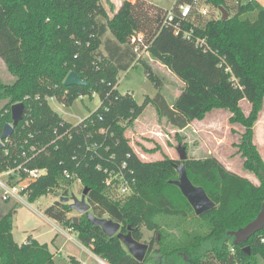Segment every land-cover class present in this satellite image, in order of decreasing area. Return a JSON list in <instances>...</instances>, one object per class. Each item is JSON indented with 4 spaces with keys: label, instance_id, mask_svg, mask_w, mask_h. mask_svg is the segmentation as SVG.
I'll list each match as a JSON object with an SVG mask.
<instances>
[{
    "label": "trees",
    "instance_id": "16d2710c",
    "mask_svg": "<svg viewBox=\"0 0 264 264\" xmlns=\"http://www.w3.org/2000/svg\"><path fill=\"white\" fill-rule=\"evenodd\" d=\"M182 2L175 0L173 8ZM205 2L218 11L224 8L229 17L222 20L219 12L218 18L198 22L200 17H196L193 23H182L184 31L192 30L194 38L205 40L209 52L203 54L192 41L163 28L167 11L148 0L124 1L116 11L107 2L111 17L101 0H0V59L14 78L11 84L0 80V101L6 102L0 109V135L4 125L11 123L10 107L20 102L25 106L24 119L0 149V173L15 166L19 148L36 146L38 154L25 168L45 170V174L21 191L29 203L53 190L70 197L69 184L77 180L88 189L91 214L98 218L108 215L121 224L122 232L129 227L136 241L143 225L159 233L172 264H264V229L238 246L228 235L253 221L264 205V161L253 141L264 104V7L257 0L242 5L233 0ZM247 14L254 16L245 18ZM107 33L111 39L105 38ZM134 33L147 36L151 55L185 84L171 108L160 93L138 105L131 95L116 89L118 71L126 72L137 62L128 43ZM220 58L242 90L232 85L229 74L218 69ZM145 71L159 88V80L148 68ZM70 72L88 86L65 87L63 81ZM93 93L100 106L76 125L64 122L46 100L54 97L71 105L80 96ZM240 100L250 106L247 115L238 105ZM148 104L177 130L203 120L213 107L228 111V123L244 130L233 144L243 160L242 169L253 175L258 185L227 170L214 157L187 158L184 166L189 181L214 203L213 209L196 216L179 189L169 183L177 179L173 165L181 162L168 158L143 162L124 136ZM70 127L71 139L59 138ZM262 149L264 152V144ZM154 151L144 150L149 154ZM64 171L73 175L70 180L64 179ZM111 171L134 179L130 194L123 199L114 200L107 193L105 179ZM24 177L20 174V179ZM71 212L69 203L58 199L44 215L73 231L82 246L107 264H140L116 237H107L85 215L78 216L75 225L68 217ZM15 213L16 208L0 216V264H54L46 244L32 239L20 246L14 242ZM188 218L193 232L184 239L159 231L161 226L186 231ZM246 247L250 254L243 250ZM70 263L78 262L71 259Z\"/></svg>",
    "mask_w": 264,
    "mask_h": 264
},
{
    "label": "rangeland",
    "instance_id": "374dc122",
    "mask_svg": "<svg viewBox=\"0 0 264 264\" xmlns=\"http://www.w3.org/2000/svg\"><path fill=\"white\" fill-rule=\"evenodd\" d=\"M124 1L135 3L137 0H101V3L111 17L112 13L109 11L107 2H110L116 11ZM148 1L166 11H170L175 3V0ZM204 2L205 0H198V3L201 5ZM219 15V11L209 5L208 15L200 17L198 22L207 21L210 17L218 18ZM252 16H254V14H247L245 18H250ZM107 36L111 37L109 33ZM146 38L148 37L146 36ZM139 55L140 56L136 58L137 62H135L134 66L129 70L126 72L118 71L116 83L118 91L122 94L131 93L138 105H142L146 97L152 98L155 97L157 93H160L165 100L173 106L183 90H185V84L175 73L171 72L151 55L150 46L146 51L140 52ZM146 68L149 69L153 77L159 80V88H156L154 82L147 77ZM0 80L5 84H11L14 81V78L7 72L1 59ZM4 104L5 101H0V109ZM99 105L100 99L98 96L94 95L92 98H89V96L77 98L71 105H64L55 101L51 104V108L59 117L74 125L88 117L90 113L96 111ZM238 105L244 113L250 108L245 100H240ZM228 116V111L220 107H213L206 113L203 120H194L190 122L192 124L191 129L188 132L184 131L181 133L178 132L177 129H173V126L169 124L166 118L159 117L152 104H148L145 106L142 115L138 118L136 127L131 126L127 129L125 131V136L133 147L132 149L135 154L143 162H155L164 158L179 161L176 149L179 145L183 144H185L186 147L187 158L192 159L190 154L193 148L203 146V149L200 147V150L203 152L201 155L197 156L199 159L214 157L217 160H230L233 166V173L247 178L253 184L258 185V181L253 175L243 171V160L237 156L236 148L233 146V144H237L239 141L236 133H242L244 130L238 125H230L228 123ZM260 121L262 122L260 126H258L255 139L256 143L254 142V144L264 161V152L262 149V144H264V112L261 115ZM235 127L237 128L236 130H234ZM175 134L181 139L182 144L178 143ZM186 139L189 140L188 143H186ZM144 150L155 151L149 154L144 152ZM143 154L154 155V157L149 158L151 161H147L148 158L145 159L146 156L144 157ZM0 179L4 181L5 177ZM69 188L72 194L77 199H80L83 191L80 182L77 180L71 181ZM57 193L60 194V190H58V192L53 190L37 201L29 203L26 196L22 195L20 192H17L18 197L9 198L7 201H4L2 198L3 193L0 191V216L16 208L13 219V232L16 241L21 244L25 243V238L29 236L34 237L35 235H43L38 238V241L47 242L50 245V252L53 255L54 264H71L68 260V255L72 256L76 261H82L86 264H97L94 257H89L87 251L81 250L74 242L69 241L59 233L60 231L58 229L63 230V226L60 223H49L43 219L42 216L44 215L45 209L59 199V197H56ZM107 193L114 200L118 197V195L116 196V191L112 188L107 189ZM78 216L79 215L74 210L68 215L69 218ZM70 232L72 233V237L77 240L73 231ZM54 236H56V240L54 244L51 245L50 238Z\"/></svg>",
    "mask_w": 264,
    "mask_h": 264
},
{
    "label": "built area",
    "instance_id": "2783aa9c",
    "mask_svg": "<svg viewBox=\"0 0 264 264\" xmlns=\"http://www.w3.org/2000/svg\"><path fill=\"white\" fill-rule=\"evenodd\" d=\"M251 1L252 0H233L234 3H237L239 5L249 3ZM208 13H209V5L206 2L202 3L201 5L198 3V0H191V2H188L187 0H183V2L176 5L175 8L172 7L170 11L166 12V15L164 16L161 26L163 28L170 29L175 36L181 35L184 40L192 41L194 43L195 48L200 50L203 54H205L209 52V48L205 40L200 38H194L192 30L184 31L181 26L183 22L193 23L196 17H205L208 15ZM128 43L132 51L136 54V58L140 56L139 55L140 52L146 51L150 46V42L146 40L145 36L142 33L132 34L128 39ZM217 67L218 69H221L224 74H229L230 76L232 75L230 68L226 65L225 60L223 58H220ZM230 81L235 88L242 90V87L238 85L237 81L232 76L230 77ZM126 94L132 96L131 93H126ZM94 95L96 94L95 93L91 94L89 98H92ZM79 98H83V96H80ZM46 100L50 107L51 104L55 101L64 104L63 102L57 101L54 97L46 98ZM23 119H24V115L22 120ZM27 123L28 121H25L26 125ZM71 133H72V128L71 127L66 128L59 138L65 137L67 139H71L72 137ZM101 133H103V131ZM1 144L3 147L4 146L3 141L1 142ZM9 145H13V144L9 143ZM14 147H16V144H14ZM37 154H38V148L36 146H31L26 149L19 148L16 151V156H15L16 158L13 161V165L15 166L11 168H7L5 171L0 173V178L5 177L4 181L0 179V191H2L3 193L2 198L4 201L8 200L9 198L18 197L17 192L21 193V191L23 189H26L29 184L35 182L37 179H39L41 176L45 174V170H38V169L28 170L25 168V164ZM5 155H8L7 150L5 151ZM18 160H21V162L18 163ZM122 168H125V165H122ZM97 169L100 170L99 167ZM20 174H25V177L20 179ZM72 176L73 175H71L68 171L63 172V177L65 180H70ZM10 177H14V179L11 181ZM11 182H13L14 185H11ZM133 184H134V179H126L120 172L116 173L111 171L108 173L105 179L106 188L107 189L112 188L113 190L116 191V196L118 195L116 200H119L120 198H124L125 196L129 195L131 192V186ZM263 241L264 240H262V242ZM94 259L97 262V264L106 263L103 260L99 259L98 257H94ZM77 264H86V263L78 262Z\"/></svg>",
    "mask_w": 264,
    "mask_h": 264
},
{
    "label": "water",
    "instance_id": "95a60500",
    "mask_svg": "<svg viewBox=\"0 0 264 264\" xmlns=\"http://www.w3.org/2000/svg\"><path fill=\"white\" fill-rule=\"evenodd\" d=\"M221 13V19L227 20L229 15L224 8H219ZM65 87L69 86H84L87 87L88 83L82 80L75 72H70L63 81ZM25 111V106L22 102L13 104L10 107L11 123L4 125L0 135V149L2 148L1 142L9 138L15 127L21 122ZM178 159L181 162L179 165L174 164V168L177 172V179L170 181L169 183L179 189L183 197L191 206L195 215L200 216L205 212L214 208V203L206 196L204 190L200 187H195L189 181L184 162L187 160V153L184 146L179 145L176 149ZM88 189L83 188L80 199H77L74 195L70 197H61L59 193L56 197H59L62 203H69V206L78 215H85L88 222L93 226L99 227L101 231L109 238L116 237L122 245L127 249L128 253L137 261L141 262L146 252V246L135 241L130 233L126 235L119 233L120 225L110 219H100L90 213V205L86 202ZM75 225L78 224V217H73ZM264 229V205L255 219L248 223L245 227L238 229L234 232H229L228 235L233 238V244L238 246L247 242L255 233ZM250 254V248L243 249Z\"/></svg>",
    "mask_w": 264,
    "mask_h": 264
},
{
    "label": "flooded vegetation",
    "instance_id": "af4514ba",
    "mask_svg": "<svg viewBox=\"0 0 264 264\" xmlns=\"http://www.w3.org/2000/svg\"><path fill=\"white\" fill-rule=\"evenodd\" d=\"M90 213H91V208H90ZM79 216H81V215H79ZM100 219H110V218L108 215H102L100 217ZM119 225H120L119 233H122L124 235H126L127 233H130L131 237H132V229H130L128 227L126 232H122L121 231V224H119ZM184 226H186V228L188 230H186V231L181 230V233H179V230L176 229L175 227L174 228L171 227V229H168L164 226H161L159 228V231H162V229H163V231L164 230L166 231V234L168 236H173L175 239H178L180 237H181L180 239H184L185 235L189 236L193 232V223H192L191 218H188L186 220V222L184 223ZM160 241H161V238H160L159 233H156L154 230H148L147 227L144 225L140 228V239L137 242L146 246V252H145V255L143 257V260L141 262H139L140 264H172L169 262L168 258L165 255V253L167 251H169V249L167 247L163 246L162 244H160ZM177 255H180L181 257H183L184 260H187V258L182 253L178 252Z\"/></svg>",
    "mask_w": 264,
    "mask_h": 264
},
{
    "label": "crops",
    "instance_id": "0c3cea01",
    "mask_svg": "<svg viewBox=\"0 0 264 264\" xmlns=\"http://www.w3.org/2000/svg\"><path fill=\"white\" fill-rule=\"evenodd\" d=\"M257 1H259V3L264 7V1L263 0H257ZM108 35V33L106 34V36H105V38H109V39H111V37H109V36H107ZM101 51H102V48H101ZM103 55H106L105 54V52L103 51V53H102ZM2 61V60H1ZM133 66V65H132ZM131 68V67H130ZM129 68V69H130ZM128 69V70H129ZM116 89H117V87H116ZM117 91H118V89H117ZM119 92V91H118ZM120 93V92H119ZM163 96V95H162ZM146 98H148V97H146ZM152 98H154V97H152ZM164 98V97H163ZM151 99V98H150ZM165 99V98H164ZM166 101V100H165ZM6 103V102H5ZM166 103L169 105V107L171 108L172 107V105H170L167 101H166ZM248 106H249V104H248ZM250 107V106H249ZM249 111H250V108L248 109V111L246 112V113H244L245 115H247L248 113H249ZM263 112H264V104H263V109H262V111L260 112V114H259V117H258V121H257V123H256V125H255V127H254V142H255V139H256V135H257V131H258V126H260V123L262 122V121H260L261 120V115L263 114ZM142 113H143V111H142ZM142 115V114H141ZM140 115V116H141ZM139 116V117H140ZM138 117V118H139ZM230 117V114H229V116H228V118ZM138 118L136 119V121L133 123V125H132V127H136V125H137V120H138ZM64 120V119H63ZM65 121V120H64ZM66 122V121H65ZM172 126V125H171ZM191 127H192V124L191 123H189L184 129H182V130H177L178 132H184V131H186V132H188L190 129H191ZM197 127H199V126H197ZM232 128V127H231ZM173 129H174V127H173ZM176 129V128H175ZM237 128L235 127L234 128V130H236ZM237 135V137H238V139H239V137H240V134H241V132L240 133H236ZM124 136H125V133H124ZM125 138L127 139V137L125 136ZM186 143H188L189 142V140L188 139H186ZM201 143V142H200ZM256 143V142H255ZM236 144V143H235ZM129 145H130V147L131 148H133L132 146H131V144L129 143ZM202 145V144H201ZM202 149H203V146H200ZM200 147H198V148H193V151H192V153L190 154V157H192V159L193 160H198L199 158L197 157V156H199V155H201V153L203 152V151H201L200 149ZM133 150V149H132ZM236 152H237V150H236ZM236 154V153H235ZM144 155V154H143ZM146 156V158L145 159H147V161H151V160H149V158H152V157H154V155H144V157ZM237 156H239V155H237ZM189 159H191V158H189ZM153 161V160H152ZM227 170H229V171H233L232 170V164H231V162H230V160H218ZM15 216V215H14ZM14 216H13V219H14ZM43 217V219H45L46 221H48L49 223H54L55 221H53V220H51V219H49V218H47L46 216H42ZM53 227H55V226H53ZM60 232L59 233H61V235L62 236H64V237H66L69 241H72V242H74L81 250H83V251H87V253L89 254V257L90 258H93V257H96V256H94L92 253H91V251L89 250V249H86L84 246H82L77 240H75L73 237H72V233L69 231V230H67V229H65V228H63V230L65 231H63V230H60V229H58ZM40 236H43V235H35L34 237L33 236H29V237H27V238H25V242H27L28 240H30V239H32V240H35V241H37L39 244H46L47 245V247H48V249H49V251H50V245L47 243V242H39L38 240V238L40 237ZM12 237H13V240H14V242L15 243H17L19 246L20 245H22V244H25V243H18L17 241H16V239H15V236H14V232H13V222H12ZM55 240H56V236H54V237H51L50 238V244L52 245V244H54V242H55ZM58 251H60V250H58ZM51 253V252H50ZM52 254V253H51ZM91 255H93V256H91ZM71 259H74L72 256H70V255H68V260L70 261ZM74 260H76V259H74ZM77 262H82V261H77Z\"/></svg>",
    "mask_w": 264,
    "mask_h": 264
},
{
    "label": "bare ground",
    "instance_id": "6f19581e",
    "mask_svg": "<svg viewBox=\"0 0 264 264\" xmlns=\"http://www.w3.org/2000/svg\"><path fill=\"white\" fill-rule=\"evenodd\" d=\"M103 264H106V263H103Z\"/></svg>",
    "mask_w": 264,
    "mask_h": 264
}]
</instances>
